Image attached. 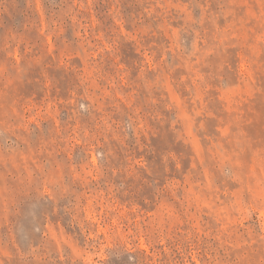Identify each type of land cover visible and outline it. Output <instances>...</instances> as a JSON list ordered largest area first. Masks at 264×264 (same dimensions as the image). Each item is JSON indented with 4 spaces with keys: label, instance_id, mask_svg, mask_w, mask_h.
Instances as JSON below:
<instances>
[{
    "label": "rangeland",
    "instance_id": "374dc122",
    "mask_svg": "<svg viewBox=\"0 0 264 264\" xmlns=\"http://www.w3.org/2000/svg\"><path fill=\"white\" fill-rule=\"evenodd\" d=\"M0 264H264V0H0Z\"/></svg>",
    "mask_w": 264,
    "mask_h": 264
}]
</instances>
